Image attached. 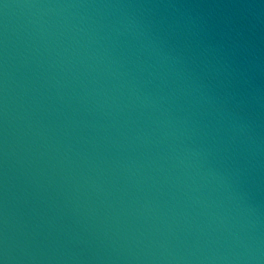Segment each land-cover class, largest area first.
<instances>
[{
	"label": "water",
	"instance_id": "95a60500",
	"mask_svg": "<svg viewBox=\"0 0 264 264\" xmlns=\"http://www.w3.org/2000/svg\"><path fill=\"white\" fill-rule=\"evenodd\" d=\"M0 264H264V0H0Z\"/></svg>",
	"mask_w": 264,
	"mask_h": 264
}]
</instances>
